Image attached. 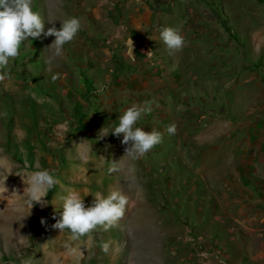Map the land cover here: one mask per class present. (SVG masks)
<instances>
[{
  "label": "rangeland",
  "instance_id": "obj_1",
  "mask_svg": "<svg viewBox=\"0 0 264 264\" xmlns=\"http://www.w3.org/2000/svg\"><path fill=\"white\" fill-rule=\"evenodd\" d=\"M32 5L45 31L70 16L81 31L58 57L53 36L30 37L0 70V197L15 203L0 205V264H264V2ZM146 101L137 126L162 140L133 159L108 132ZM43 169L58 183L32 206L28 177ZM112 190L128 197L114 226L78 239L52 227L69 192L88 206Z\"/></svg>",
  "mask_w": 264,
  "mask_h": 264
},
{
  "label": "clouds",
  "instance_id": "obj_2",
  "mask_svg": "<svg viewBox=\"0 0 264 264\" xmlns=\"http://www.w3.org/2000/svg\"><path fill=\"white\" fill-rule=\"evenodd\" d=\"M60 22L59 29L53 24L45 31V21L33 8L32 0H0V70L7 69L10 59L19 54L22 43L31 41L30 37L36 39L41 34L44 37L53 36L54 40L48 47H54V56L62 55L63 46L73 41L81 31V22L76 16H70ZM160 39L170 52L181 50L186 43L184 36L172 27L163 28L160 31ZM52 59L53 57H49L46 63L50 64ZM151 104V101H146L141 105L124 109L118 117V123L108 132L114 136L122 134L121 143L128 145L125 148V154L133 159L143 157L162 140L160 131L155 129L145 131L144 128L137 126L142 116L152 111ZM166 131L174 134L175 125L167 126ZM115 170V168L110 169V171ZM57 183L55 170L34 171L28 177L27 202L32 206L35 202L43 207L47 203L42 199L45 197L44 193L51 190ZM92 195L94 200L88 206L76 192H69L63 196L60 219L56 220L52 227L60 232L67 230L72 239H78L98 227L107 230L124 216L128 197L121 191L112 190L107 195ZM41 223H44L43 219ZM100 247L107 253L110 242H101Z\"/></svg>",
  "mask_w": 264,
  "mask_h": 264
},
{
  "label": "bare ground",
  "instance_id": "obj_3",
  "mask_svg": "<svg viewBox=\"0 0 264 264\" xmlns=\"http://www.w3.org/2000/svg\"><path fill=\"white\" fill-rule=\"evenodd\" d=\"M8 196H4V197H0V205L1 206H4V204H7V206L8 207H12V206H15L14 204L15 203H13V201H10V200H8V199H6ZM11 197V196H10ZM15 200V199H14ZM1 215V214H0ZM11 221H13L12 219H11Z\"/></svg>",
  "mask_w": 264,
  "mask_h": 264
},
{
  "label": "trees",
  "instance_id": "obj_4",
  "mask_svg": "<svg viewBox=\"0 0 264 264\" xmlns=\"http://www.w3.org/2000/svg\"><path fill=\"white\" fill-rule=\"evenodd\" d=\"M258 1H260V2H264V0H258Z\"/></svg>",
  "mask_w": 264,
  "mask_h": 264
}]
</instances>
